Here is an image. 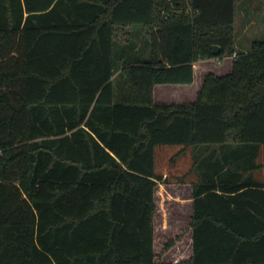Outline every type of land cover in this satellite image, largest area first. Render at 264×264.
Wrapping results in <instances>:
<instances>
[{
	"label": "trees",
	"instance_id": "1",
	"mask_svg": "<svg viewBox=\"0 0 264 264\" xmlns=\"http://www.w3.org/2000/svg\"><path fill=\"white\" fill-rule=\"evenodd\" d=\"M236 2L0 0V264H155L159 183L193 185L184 264H264V40L236 50ZM141 26L150 56L116 61Z\"/></svg>",
	"mask_w": 264,
	"mask_h": 264
},
{
	"label": "rangeland",
	"instance_id": "2",
	"mask_svg": "<svg viewBox=\"0 0 264 264\" xmlns=\"http://www.w3.org/2000/svg\"><path fill=\"white\" fill-rule=\"evenodd\" d=\"M236 3L235 46L240 51L250 47L255 40H264V0H237ZM138 29L130 28L129 34L125 33L123 37H130L132 44L140 46L143 39ZM189 200L188 193L177 184H158L154 215V247L158 254L155 264H184L191 257L189 224L192 210ZM183 232V239L178 241L177 235ZM170 240H174V244L166 248Z\"/></svg>",
	"mask_w": 264,
	"mask_h": 264
},
{
	"label": "crops",
	"instance_id": "3",
	"mask_svg": "<svg viewBox=\"0 0 264 264\" xmlns=\"http://www.w3.org/2000/svg\"><path fill=\"white\" fill-rule=\"evenodd\" d=\"M140 37L143 42L140 46H131V41H124L121 44H116L114 47V57L117 61L118 57L122 59L141 57L148 58L150 56V48L148 45L147 38L143 27L140 29ZM130 42V44H129ZM122 45L124 48H122ZM128 45V46H127ZM244 50L249 49V47L243 48ZM235 53L230 55L213 56L210 58H200L193 62L195 78L192 83H157L153 88L154 100L156 102H193L197 99L198 93L203 85L204 79L207 74L215 73L217 75H224L229 73L233 67V59ZM122 68L115 70L112 76V80L115 84V99L120 98V86L117 83V77ZM202 79V80H201ZM165 185L170 183H164ZM160 183L161 186L164 185ZM177 184L182 187L190 196L191 210L193 202V185L191 183H171V185ZM157 188V187H156Z\"/></svg>",
	"mask_w": 264,
	"mask_h": 264
},
{
	"label": "water",
	"instance_id": "4",
	"mask_svg": "<svg viewBox=\"0 0 264 264\" xmlns=\"http://www.w3.org/2000/svg\"><path fill=\"white\" fill-rule=\"evenodd\" d=\"M220 49H221L220 45L215 44L214 47H213V52L215 54H218L220 52Z\"/></svg>",
	"mask_w": 264,
	"mask_h": 264
},
{
	"label": "built area",
	"instance_id": "5",
	"mask_svg": "<svg viewBox=\"0 0 264 264\" xmlns=\"http://www.w3.org/2000/svg\"><path fill=\"white\" fill-rule=\"evenodd\" d=\"M236 54V53H235Z\"/></svg>",
	"mask_w": 264,
	"mask_h": 264
}]
</instances>
